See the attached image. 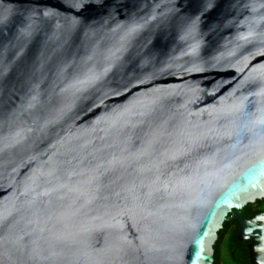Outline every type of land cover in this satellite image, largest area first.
Returning <instances> with one entry per match:
<instances>
[{
  "label": "water",
  "instance_id": "1",
  "mask_svg": "<svg viewBox=\"0 0 264 264\" xmlns=\"http://www.w3.org/2000/svg\"><path fill=\"white\" fill-rule=\"evenodd\" d=\"M264 0H0V264L264 263Z\"/></svg>",
  "mask_w": 264,
  "mask_h": 264
},
{
  "label": "flooded vegetation",
  "instance_id": "2",
  "mask_svg": "<svg viewBox=\"0 0 264 264\" xmlns=\"http://www.w3.org/2000/svg\"><path fill=\"white\" fill-rule=\"evenodd\" d=\"M243 216L242 219L248 220L251 219L252 217L264 213V197L261 199H256L254 203H249L247 204L243 210H242ZM231 225L230 228H222L223 230V235L219 237L218 234V239L215 242L213 248H214V259H215V264H222V249L225 247V242L226 239H232L233 235L236 234V245L234 246V257L239 256L240 257V264H252L251 260V255H250V246L253 243L252 238L245 239L244 235H241L242 227H241V221L237 219L236 217L230 215L228 216L227 220ZM225 221V222H226ZM220 230V231H221ZM217 245V246H216ZM216 246V247H215ZM264 264V263H263Z\"/></svg>",
  "mask_w": 264,
  "mask_h": 264
},
{
  "label": "trees",
  "instance_id": "3",
  "mask_svg": "<svg viewBox=\"0 0 264 264\" xmlns=\"http://www.w3.org/2000/svg\"><path fill=\"white\" fill-rule=\"evenodd\" d=\"M230 223L228 221H226L223 225L224 228H230L231 225H229ZM223 230L219 231V237H221L223 235ZM236 234L233 235V238L230 240V239H226V242H225V250H224V253L223 255H225V257H223L224 259V264H240L239 260H240V257L237 255L234 257V254H233V251H234V246L236 245ZM217 246V245H216ZM215 246V247H216Z\"/></svg>",
  "mask_w": 264,
  "mask_h": 264
},
{
  "label": "rangeland",
  "instance_id": "4",
  "mask_svg": "<svg viewBox=\"0 0 264 264\" xmlns=\"http://www.w3.org/2000/svg\"><path fill=\"white\" fill-rule=\"evenodd\" d=\"M224 250H225V247H223L222 253H224ZM221 257H222V264H224V260H223L224 258L223 257H225V255H222Z\"/></svg>",
  "mask_w": 264,
  "mask_h": 264
}]
</instances>
